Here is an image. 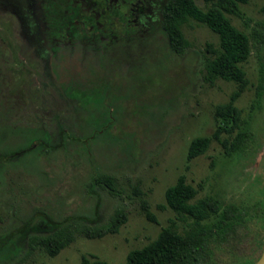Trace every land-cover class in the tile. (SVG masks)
<instances>
[{
	"label": "rangeland",
	"instance_id": "1",
	"mask_svg": "<svg viewBox=\"0 0 264 264\" xmlns=\"http://www.w3.org/2000/svg\"><path fill=\"white\" fill-rule=\"evenodd\" d=\"M197 3L205 7L201 0ZM263 7L264 0H248L239 5V16L228 15L250 42L249 57L242 64L249 83L235 100L245 125L241 145L225 153L212 139L204 154L190 160L186 158L190 141L211 136L214 106L228 101L236 88L222 79L211 84L202 80L205 57L210 54L207 44L218 47L215 33L190 20L183 26L190 46L181 55L148 49L141 60L124 59L118 53L114 71L122 80L116 86L119 91L112 94H116L111 109L115 122L84 139L76 126L77 103L85 100L67 101L54 92L21 22L15 13L0 8V71L7 67L0 73V264H82L83 257L124 264L130 250L149 243L171 220L179 232L184 231V223L164 198L179 175L196 189V197L213 195L224 205L255 213L248 222L253 239L239 244L253 248L258 231L264 229L257 219L264 206ZM11 55L21 58L20 67L15 68ZM41 129L54 135L49 139L53 148L31 146L42 142L35 139ZM87 129L90 135L93 126ZM30 146L21 156H7ZM95 174L111 176L117 193L95 184ZM142 201L155 221L145 216ZM116 210L126 215L116 233L97 238L77 234L54 256L30 250L26 243L30 234L46 233L54 222L102 225ZM20 229L26 232L25 240L22 236L15 245L1 242ZM225 249H220L219 258Z\"/></svg>",
	"mask_w": 264,
	"mask_h": 264
},
{
	"label": "trees",
	"instance_id": "2",
	"mask_svg": "<svg viewBox=\"0 0 264 264\" xmlns=\"http://www.w3.org/2000/svg\"><path fill=\"white\" fill-rule=\"evenodd\" d=\"M197 1H169L163 23L166 47L174 53L183 54L190 46L183 33L184 24L195 20L205 25L217 35L218 47L213 48L211 44H207L210 54L205 57L202 80L211 84L216 79H222L233 82L236 88L228 101L214 106L216 124L211 136H197L190 141L186 154L189 160L204 154L212 139L222 146L225 153L239 149L245 125L235 100L249 83L242 66L250 54L249 38L245 32L232 24L228 16H239V5L247 3L248 0H201L205 7H201ZM261 88L262 84H259L256 98L260 97ZM100 129L102 128H93L92 132L89 131L90 135L93 136L96 130ZM86 130L88 129H81V136H88ZM233 134L235 138L230 139ZM39 136L43 143H49L47 133L41 132ZM92 178L95 184L104 185L111 193H117L111 176L95 174ZM196 194V189L186 181L185 176L179 175L176 181L166 188L164 198L166 206L184 223V231L179 232L171 220L149 243L130 250L124 264H223L225 253L219 258L220 249L223 246L226 249L233 248L235 242L246 239V235L242 238L238 234L251 233L248 222L254 220L255 213L249 214L234 204L224 205L213 195L196 197ZM142 209L149 220H156L145 201H142ZM125 220V213L116 210L102 225H92L87 221L81 225L72 221L54 222L48 232L30 234L26 243L30 250L41 249L49 256H54L70 244L77 234L97 238L116 233ZM22 236L25 240L26 232L22 233L20 229L7 234L1 242L9 240L8 243L15 245V239H21ZM92 258L89 260L83 257L82 264H110L96 257Z\"/></svg>",
	"mask_w": 264,
	"mask_h": 264
},
{
	"label": "flooded vegetation",
	"instance_id": "3",
	"mask_svg": "<svg viewBox=\"0 0 264 264\" xmlns=\"http://www.w3.org/2000/svg\"><path fill=\"white\" fill-rule=\"evenodd\" d=\"M169 1L0 0V8L15 13L21 22L23 35L30 49L41 59L42 73L54 92L67 101L85 100L79 102L81 105L77 103L79 121L76 127L87 129L90 126L105 128L115 122L111 109L115 106L112 97L116 94H112L119 91L116 86L122 80L120 73L114 71L118 53L124 59L139 57L143 60L148 49L158 54L169 50L163 26ZM11 59L15 68L20 67L21 58L14 59L11 55ZM3 68L7 69L4 65ZM47 135L48 139H55L54 135ZM91 137L88 135L84 139ZM31 146L49 149L55 145L51 147L49 143L36 141ZM31 146L7 156H21ZM260 212L257 219L264 224V206ZM258 234L253 248H240L241 239L235 242V247L225 249L223 264L255 262L264 247V229ZM238 235H246V239L253 236L245 232Z\"/></svg>",
	"mask_w": 264,
	"mask_h": 264
},
{
	"label": "water",
	"instance_id": "4",
	"mask_svg": "<svg viewBox=\"0 0 264 264\" xmlns=\"http://www.w3.org/2000/svg\"><path fill=\"white\" fill-rule=\"evenodd\" d=\"M252 264H264V247L262 249L261 256Z\"/></svg>",
	"mask_w": 264,
	"mask_h": 264
}]
</instances>
